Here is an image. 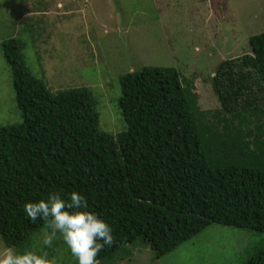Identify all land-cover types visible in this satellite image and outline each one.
I'll return each instance as SVG.
<instances>
[{
    "label": "trees",
    "instance_id": "trees-1",
    "mask_svg": "<svg viewBox=\"0 0 264 264\" xmlns=\"http://www.w3.org/2000/svg\"><path fill=\"white\" fill-rule=\"evenodd\" d=\"M248 44L251 54L222 61L209 77L192 70L207 81L213 110L202 108L191 77L173 68L122 75L126 130L110 135L98 130L88 88L51 93L25 66L19 44L4 41L22 116L0 127L4 247H32L47 225L30 220L23 206L53 191L82 193L111 224L114 243L98 254L99 264H117L114 256L135 242L160 259L210 225L264 234V33ZM66 255L62 264H78ZM242 264H264V248Z\"/></svg>",
    "mask_w": 264,
    "mask_h": 264
},
{
    "label": "rangeland",
    "instance_id": "rangeland-1",
    "mask_svg": "<svg viewBox=\"0 0 264 264\" xmlns=\"http://www.w3.org/2000/svg\"><path fill=\"white\" fill-rule=\"evenodd\" d=\"M261 33L264 0H0V127L22 123L1 48L6 40L19 44L25 66L51 93L88 88L98 130L116 135L126 130L118 107L122 75L143 67L173 68L180 78L191 77L202 108L213 110L218 104L207 81L192 70L213 75L222 61L251 54L248 39ZM45 231L48 226L32 238L31 250L43 249ZM50 246L49 258L57 264L68 260L70 249L59 233ZM263 248L262 233L210 225L160 259L145 242H135L130 253L126 249L112 260L242 264Z\"/></svg>",
    "mask_w": 264,
    "mask_h": 264
},
{
    "label": "clouds",
    "instance_id": "clouds-1",
    "mask_svg": "<svg viewBox=\"0 0 264 264\" xmlns=\"http://www.w3.org/2000/svg\"><path fill=\"white\" fill-rule=\"evenodd\" d=\"M24 212L30 220H42L50 231H45L42 243L50 246L57 233L76 258L78 264H99L98 254L114 243L111 224L97 212L91 211L88 199L78 191L67 197L58 191L50 192L46 198L28 201ZM0 264H57L43 251L13 246L0 249Z\"/></svg>",
    "mask_w": 264,
    "mask_h": 264
}]
</instances>
